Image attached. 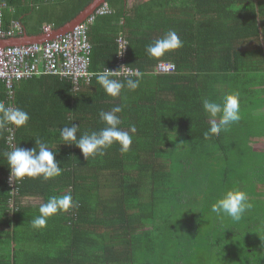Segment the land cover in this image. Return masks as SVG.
I'll return each instance as SVG.
<instances>
[{
    "label": "trees",
    "instance_id": "trees-1",
    "mask_svg": "<svg viewBox=\"0 0 264 264\" xmlns=\"http://www.w3.org/2000/svg\"><path fill=\"white\" fill-rule=\"evenodd\" d=\"M39 1L0 0L2 28ZM92 1H65L60 21L49 27L72 21ZM104 4L112 13L97 16L88 30L91 82L75 92L69 78L45 74L15 79L9 88L0 80V104L30 117L23 127H0V264H264V0ZM169 30L183 46L150 57L147 46ZM118 36L127 41L126 65L139 71L127 79L140 83L113 98L96 76L115 68ZM162 62L175 71L157 73ZM254 78L258 88L248 86ZM232 93L239 94L240 121L205 139L211 120L202 100L222 103ZM117 105L121 129L135 128L127 153L114 144L86 160L63 144L60 129L79 126L77 138L98 132L105 126L99 112ZM36 139L55 152L61 175L10 180L4 153L32 149ZM233 189L252 204L239 221L211 211ZM66 194L73 206L34 229L40 205Z\"/></svg>",
    "mask_w": 264,
    "mask_h": 264
},
{
    "label": "clouds",
    "instance_id": "clouds-1",
    "mask_svg": "<svg viewBox=\"0 0 264 264\" xmlns=\"http://www.w3.org/2000/svg\"><path fill=\"white\" fill-rule=\"evenodd\" d=\"M182 46L183 41L177 33L174 30H169L164 36L149 44L146 48V53L152 58H161L166 53L178 50ZM116 72L119 71H110L104 68V71L96 76L97 82L108 96L113 98L120 97L121 91L125 86L131 90L138 88L139 79H127L126 82L112 79L113 73ZM202 107L211 120L210 128L204 134L205 139L213 136L219 137L222 131H226L231 125L238 123L241 119L238 93L226 94L222 103L203 99ZM122 110V106L117 105L110 111H100L99 117L105 126L98 132L93 131L79 135V138L76 135L79 126L63 127L60 129V136L64 141L63 144L75 145L80 149L86 160L89 157L104 156L106 150L114 144L119 145L121 153H127L132 144V136L129 133H134L135 128L133 127L129 131L121 129L122 121L117 114L121 113ZM29 119L30 117L26 111L20 108H8L0 104V127H4L6 124L23 127ZM183 143L181 142L176 146ZM4 156L10 169V180L41 178L47 181L60 176L62 173L59 163L55 160V152L50 150L47 144L40 139L35 140V147L32 149L15 147L13 150L4 153ZM72 206L71 194L60 197L50 196L45 203L40 205L39 215L31 221V226L37 230L43 229L47 225L48 218L58 212L67 211ZM251 207L252 204L249 202L247 194L233 189L226 191L212 205L211 211L218 216L227 215L232 220L239 221Z\"/></svg>",
    "mask_w": 264,
    "mask_h": 264
},
{
    "label": "built area",
    "instance_id": "built-area-1",
    "mask_svg": "<svg viewBox=\"0 0 264 264\" xmlns=\"http://www.w3.org/2000/svg\"><path fill=\"white\" fill-rule=\"evenodd\" d=\"M107 4L99 7L85 22L75 26L70 32L59 36L56 41L43 46L31 44L24 46L0 47V80L5 82L8 88L13 80L29 79L37 75H55L61 78H69L78 81L91 82L94 73L90 71L92 46L88 39L89 26L94 23L97 16L111 14ZM2 11L0 8V41L20 37L24 29L19 22H12L8 29L2 28ZM43 30L46 33L52 31L47 26ZM118 55L115 68L110 71L116 79L139 76V71L127 67L123 61L127 49V41L123 37L117 38ZM175 71L171 63H159L156 72L170 74ZM78 89V86H75Z\"/></svg>",
    "mask_w": 264,
    "mask_h": 264
},
{
    "label": "crops",
    "instance_id": "crops-1",
    "mask_svg": "<svg viewBox=\"0 0 264 264\" xmlns=\"http://www.w3.org/2000/svg\"><path fill=\"white\" fill-rule=\"evenodd\" d=\"M65 1H67V0H41L36 5V7L31 8V10L28 13L19 15L18 19H15V20L19 21L20 24L22 25V27L24 29L23 35L20 37L10 38L7 40H1L0 41V47L31 45V44H34L33 43L34 39L41 38L42 36L45 37L43 35V32H42L43 28L46 26L53 27L54 24H56L58 21H60V17L62 16L63 11L65 10L63 8L62 4H64ZM7 10L9 13L10 12L14 13L13 9H6V11ZM20 10H21V7H18L17 12L19 13ZM12 21L10 22V25L8 26V28L11 26ZM68 23H66V24H68ZM66 24H64L60 28L64 27ZM8 28H6V29H8ZM60 28H58V29H60ZM58 29H53L51 32H49L47 35V38L49 39V38H56V37L61 36V35L54 36L53 32L55 30H58ZM117 55H118V52H117ZM125 56H126V53H125ZM125 56H124L123 63L126 65ZM116 61H117V56H116ZM126 66L129 67L128 65H126ZM97 74H99V72ZM45 75H48V74H45ZM50 76H55V75H50ZM37 77H40V75H37L36 78ZM55 77L61 78L60 76H55ZM135 77L136 76L127 77V78H135ZM113 78H124V77H114L113 76ZM180 79H182V78H180ZM245 81L249 82L248 80H245ZM253 82H254V84L248 85V86L250 88H251V86H253L254 88H256V87L258 88V78H254ZM77 90H79V89H77L75 86H73V91L76 92ZM222 90H223L222 92H224V93H230L227 84H224L222 86ZM241 95H242V93H240V96Z\"/></svg>",
    "mask_w": 264,
    "mask_h": 264
},
{
    "label": "water",
    "instance_id": "water-1",
    "mask_svg": "<svg viewBox=\"0 0 264 264\" xmlns=\"http://www.w3.org/2000/svg\"><path fill=\"white\" fill-rule=\"evenodd\" d=\"M107 0H93L86 8L83 9V11L72 21H70L68 24H66L64 27L55 30L54 36L56 35H64L68 32H70L75 26L81 24L84 22L89 16H91L94 11L101 6L102 4L106 3ZM33 43H40L44 41V38H36L33 40Z\"/></svg>",
    "mask_w": 264,
    "mask_h": 264
},
{
    "label": "bare ground",
    "instance_id": "bare-ground-1",
    "mask_svg": "<svg viewBox=\"0 0 264 264\" xmlns=\"http://www.w3.org/2000/svg\"><path fill=\"white\" fill-rule=\"evenodd\" d=\"M43 32V35L46 37H41V38H44V41L43 42H40V43H34L35 45H39V46H43V45H45V44H47V43H51V42H54V41H56L57 39H59L58 37H56V38H47V35H48V33H46L44 30L42 31ZM71 82H72V85L73 86H79V83L81 82V81H78V83H76L74 80H71Z\"/></svg>",
    "mask_w": 264,
    "mask_h": 264
},
{
    "label": "rangeland",
    "instance_id": "rangeland-1",
    "mask_svg": "<svg viewBox=\"0 0 264 264\" xmlns=\"http://www.w3.org/2000/svg\"><path fill=\"white\" fill-rule=\"evenodd\" d=\"M264 143V142H263ZM258 149L264 153V144H261V145H258ZM242 251L240 250H236L235 251V259L236 260H239L241 258V255H242Z\"/></svg>",
    "mask_w": 264,
    "mask_h": 264
}]
</instances>
